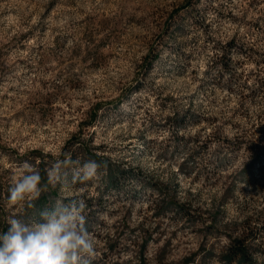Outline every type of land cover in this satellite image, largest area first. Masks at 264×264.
I'll return each mask as SVG.
<instances>
[{"label": "rangeland", "instance_id": "rangeland-1", "mask_svg": "<svg viewBox=\"0 0 264 264\" xmlns=\"http://www.w3.org/2000/svg\"><path fill=\"white\" fill-rule=\"evenodd\" d=\"M62 153L107 166L76 185L94 264H237L240 239L264 264V0H0V232L60 198L9 208L14 167Z\"/></svg>", "mask_w": 264, "mask_h": 264}, {"label": "clouds", "instance_id": "clouds-1", "mask_svg": "<svg viewBox=\"0 0 264 264\" xmlns=\"http://www.w3.org/2000/svg\"><path fill=\"white\" fill-rule=\"evenodd\" d=\"M60 155L63 159H55L43 176L27 160L14 167L9 208H34L50 189L58 188L60 198L30 220L22 218L23 213L7 218L8 227L0 232V264H94L98 259L100 241L87 226V205L76 185L97 180L107 166L91 159L81 164L70 153Z\"/></svg>", "mask_w": 264, "mask_h": 264}, {"label": "trees", "instance_id": "trees-1", "mask_svg": "<svg viewBox=\"0 0 264 264\" xmlns=\"http://www.w3.org/2000/svg\"><path fill=\"white\" fill-rule=\"evenodd\" d=\"M95 159V158H93ZM97 161V159H95ZM101 161H98L100 163ZM33 164H36V161H33ZM40 171L42 176L45 175V166L43 163L40 162V164L36 165ZM108 171L111 173L110 174V180L113 181L115 172H112L111 166H108ZM40 211V210H39ZM7 229V226H5V229L2 231H5ZM242 240L240 239L237 241V243L233 246L230 247L228 254L225 256V259L228 263H233L236 261L237 264H255L254 261L252 260V257L248 254V249L244 248L242 245ZM239 244V245H237ZM144 264V262H142Z\"/></svg>", "mask_w": 264, "mask_h": 264}]
</instances>
